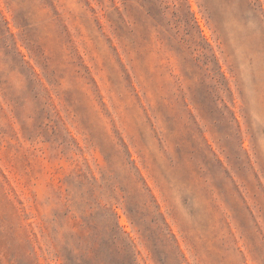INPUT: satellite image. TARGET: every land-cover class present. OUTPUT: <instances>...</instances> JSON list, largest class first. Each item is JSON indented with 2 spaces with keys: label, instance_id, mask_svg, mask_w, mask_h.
Returning a JSON list of instances; mask_svg holds the SVG:
<instances>
[{
  "label": "rangeland",
  "instance_id": "obj_1",
  "mask_svg": "<svg viewBox=\"0 0 264 264\" xmlns=\"http://www.w3.org/2000/svg\"><path fill=\"white\" fill-rule=\"evenodd\" d=\"M0 264H264V0H0Z\"/></svg>",
  "mask_w": 264,
  "mask_h": 264
}]
</instances>
